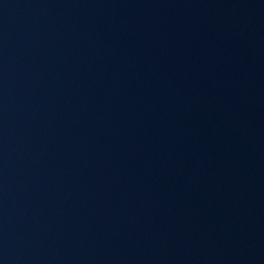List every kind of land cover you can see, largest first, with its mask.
I'll return each mask as SVG.
<instances>
[{
  "label": "water",
  "instance_id": "water-1",
  "mask_svg": "<svg viewBox=\"0 0 264 264\" xmlns=\"http://www.w3.org/2000/svg\"><path fill=\"white\" fill-rule=\"evenodd\" d=\"M0 264H264V0H0Z\"/></svg>",
  "mask_w": 264,
  "mask_h": 264
}]
</instances>
